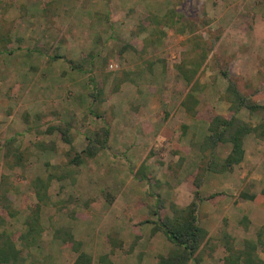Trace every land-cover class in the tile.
<instances>
[{"label":"rangeland","instance_id":"obj_1","mask_svg":"<svg viewBox=\"0 0 264 264\" xmlns=\"http://www.w3.org/2000/svg\"><path fill=\"white\" fill-rule=\"evenodd\" d=\"M0 33L10 39L0 44V193L8 189L0 232L18 240L37 204L32 182L52 176L40 243L24 251L26 264H73L78 252L56 238L62 228L92 264L103 255L112 264H159L175 248L153 211L172 216L193 200L187 176L207 134V122L186 115L181 101L192 88L228 116L232 81L264 105V0H0ZM179 65L194 73L190 84ZM237 117L260 121L245 109ZM9 138L20 166L6 161ZM89 140L96 155L71 163ZM244 149L233 172L203 176L196 215L208 234L198 264H225L246 241L264 264V197H239L264 188V140L249 136Z\"/></svg>","mask_w":264,"mask_h":264},{"label":"trees","instance_id":"obj_2","mask_svg":"<svg viewBox=\"0 0 264 264\" xmlns=\"http://www.w3.org/2000/svg\"><path fill=\"white\" fill-rule=\"evenodd\" d=\"M10 42L9 35L0 33V44ZM6 49L0 48V52H5ZM179 75L187 84H190L193 79V72L189 73L183 66H177ZM226 77V74L224 73ZM224 100L230 104V113L228 116L218 114L215 109L205 103H202L194 94V89L188 91L181 101V108L185 114L191 118L204 119L207 122V134L201 141L199 146L200 165L196 172L187 176L188 183L193 187V200L184 208H176L173 210V215H164L158 212V208L153 211L156 216L154 225L156 230L162 232L166 239L171 242L175 250L168 256L161 257L159 264H188L194 261L198 264L195 254L199 251L202 241L207 236L206 229L198 224L197 220V201L199 198V190L202 185L203 176L206 173L224 174L231 173L239 166L245 158L244 142L249 136L257 140H264V105L253 103L250 98L243 96L237 89L236 85L229 81L224 94ZM245 109L251 115H260V121L253 125L245 122L237 117L238 112ZM56 128L51 127L49 133H52ZM59 130V129H58ZM60 140L65 138L67 131L59 130ZM103 139L99 144L100 148H105L108 139V130L103 129ZM62 139V140H63ZM90 144L82 151L81 154H75L71 159V163L79 165L84 159L92 158L98 152V146L95 144L97 140H89ZM15 139L9 138L4 144L5 158L10 166H20L23 162L22 152L14 146ZM42 145V148H45ZM219 147L227 148L226 155L222 158L218 155ZM13 158H8L9 156ZM52 176L46 179L37 178L32 182V189L37 201L34 210L25 221V228L15 240L9 232L3 230L0 232V264H26L24 251L34 248L40 243L42 228L40 226L39 214L42 205L48 202L47 190L50 185ZM8 189L1 188V198L3 203L7 202L6 194ZM215 195H211L212 199ZM239 197L243 200L254 201L260 197H264V188L258 196L246 192H240ZM174 207V206H173ZM10 216L12 214L10 213ZM246 221V219H244ZM243 222V221H242ZM4 224V219L0 217V225ZM260 233V232H259ZM259 236V235H258ZM260 237V236H259ZM56 238L62 243H70L71 249L77 253L73 264H92L90 255L80 251L81 244L75 241L69 229L62 228L56 234ZM113 247L120 248L121 242L110 238ZM18 241V242H17ZM20 245V247H18ZM100 264H112L106 255L98 258ZM261 264V260L257 255V244L251 241H246L243 248L237 251H231L230 255L225 258V264Z\"/></svg>","mask_w":264,"mask_h":264},{"label":"crops","instance_id":"obj_3","mask_svg":"<svg viewBox=\"0 0 264 264\" xmlns=\"http://www.w3.org/2000/svg\"><path fill=\"white\" fill-rule=\"evenodd\" d=\"M215 108V105H212ZM182 111L184 112V110L182 109ZM185 113V112H184ZM208 126V125H207ZM207 131V130H206ZM203 189L200 188L199 192H201ZM191 192V191H190ZM252 202H257V201H252ZM262 202V201H261Z\"/></svg>","mask_w":264,"mask_h":264},{"label":"built area","instance_id":"obj_4","mask_svg":"<svg viewBox=\"0 0 264 264\" xmlns=\"http://www.w3.org/2000/svg\"><path fill=\"white\" fill-rule=\"evenodd\" d=\"M110 67H111V68H114V67H116V66H114V65H110Z\"/></svg>","mask_w":264,"mask_h":264}]
</instances>
